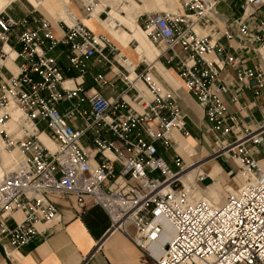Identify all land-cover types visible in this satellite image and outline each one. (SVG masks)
Segmentation results:
<instances>
[{
    "label": "built area",
    "instance_id": "built-area-1",
    "mask_svg": "<svg viewBox=\"0 0 264 264\" xmlns=\"http://www.w3.org/2000/svg\"><path fill=\"white\" fill-rule=\"evenodd\" d=\"M220 1L176 0L178 10L144 13L140 24L144 37L167 52L165 62L173 63L180 86L194 98L214 152L237 164L240 184L223 187L216 201L199 194L195 181L203 173L196 162L172 150L168 163L157 151V146L169 149L173 130L187 131L174 90L163 86L148 65L137 78L149 96L135 89L137 108L84 88L82 80L64 86L49 49L65 45L66 68L79 78L87 58L111 65L106 51L115 54L113 44L67 8L58 37L40 13L14 15L6 5L0 9V59L7 46L16 68L0 74V141L2 149L19 155L11 170L0 172V248L6 256L37 234L38 224L56 221L58 212L47 194L57 193L74 195L78 207L89 195L106 212L109 229L120 231L154 264H264V171L247 147L263 136L226 111L219 95L227 85L217 79L218 70L229 66L237 89L251 87L258 94L264 86L261 64H243L236 54L225 53L220 42L222 37L251 46L262 41L264 14L259 11L264 0H239L242 12L231 31L215 25ZM93 4L84 1L85 16ZM91 80L96 85L106 81L101 73ZM59 101H67L64 111L57 107ZM14 110L17 115L9 122ZM76 118L80 127L73 124ZM44 130L51 147L40 139ZM87 131L91 149L80 143ZM189 169L192 180L184 183L181 175Z\"/></svg>",
    "mask_w": 264,
    "mask_h": 264
},
{
    "label": "crops",
    "instance_id": "crops-1",
    "mask_svg": "<svg viewBox=\"0 0 264 264\" xmlns=\"http://www.w3.org/2000/svg\"><path fill=\"white\" fill-rule=\"evenodd\" d=\"M84 1L27 0L35 7V12L49 19L50 30L54 36L58 37L64 30L59 20L60 18L65 20L64 9L67 8L90 31L108 37L107 39L116 48L113 55L106 51L111 58V65L98 63L93 57L87 58L84 60L85 73L75 78L76 72L66 68V46L57 43L48 50V54L55 58L62 72L64 77L62 84L71 87L75 81L82 80L84 88L96 90L112 100L122 98L129 105L137 108L139 98L135 94V89L142 97L149 96L146 87L137 78L148 65L149 72L163 86L174 90L177 105L184 114L182 127L187 131V135H182L180 131L173 130L169 149L164 151L157 146V151L168 163L171 162L172 150L177 151L184 160L186 159L185 161L196 162L197 169L203 173V177L195 181V185L215 201L221 198L223 187L236 188L241 182V177L237 172L235 160L233 157L214 152L215 147L208 135L199 107L194 98L180 86L173 63L165 62L167 52H162L161 47L158 55L157 49L144 37L140 28L144 13L178 10L177 2L175 0H141L140 2L125 0L127 3H121V0H93V7L89 15L85 16ZM8 2L1 3L0 8ZM235 2L238 4L236 5ZM29 9L26 5L16 2L14 5L9 3L6 7V11L14 15ZM216 11L217 28L220 31H231L234 29V19L240 15V1L221 0L216 4ZM220 42L225 53L236 54L243 64L257 63L255 51L248 42H238L224 37L220 39ZM4 49L7 50V46ZM256 49L264 59V42L257 45ZM12 56L13 52H10V57L4 61L0 60V64L10 72L16 71L11 60ZM230 72L229 66L218 70V81H223L227 85V90L219 97L226 111L234 113L241 126L255 129L262 134L263 140L259 144H248L247 147L264 171V86L260 88L258 94H253L251 87L237 89L231 80ZM95 73L103 74L105 83L94 84L91 77ZM0 74L3 73L0 72ZM7 74L8 72H4L3 75ZM232 95L235 99H232ZM67 105V101H59L57 107L60 111H64ZM80 107H86V103H81ZM73 124L80 127L78 118L73 120ZM43 133L39 135L40 139L51 147L47 139L48 130H44ZM80 143L91 149L90 131L80 137ZM3 153L4 158L8 160L0 163V168L9 171L14 167L19 155L18 153L7 154L2 149L0 141V158ZM192 173V169L186 171L184 183L191 182ZM47 198L57 209L56 221L48 226L38 224L39 232L22 246L9 249L7 256L0 248V264H154L150 257L135 247L120 231L109 229V218L106 212L94 203L89 195H83L82 207L76 205L75 196L72 194L48 193ZM19 215V212H16L14 217L17 218ZM154 249L152 248V251H155Z\"/></svg>",
    "mask_w": 264,
    "mask_h": 264
},
{
    "label": "rangeland",
    "instance_id": "rangeland-1",
    "mask_svg": "<svg viewBox=\"0 0 264 264\" xmlns=\"http://www.w3.org/2000/svg\"><path fill=\"white\" fill-rule=\"evenodd\" d=\"M5 1H9L7 4H6V7H7V5L9 4V3H11V4H15V2L16 3H21L22 5H26V7H29L30 9L29 10H26V11H23L22 13H24V12H27V11H31V10H33L34 11V6H32L30 3H28L27 2V0H0V4L1 3H3V2H5ZM14 1V2H13ZM129 2L131 1V0H128ZM121 3L123 2L122 0L120 1ZM131 2H133V1H131ZM175 2H176V0H175ZM127 3V2H126ZM177 4V3H176ZM235 4L237 5L238 3L237 2H235ZM4 5V4H3ZM5 6V5H4ZM3 6V7H4ZM32 7H33V9H32ZM1 9V8H0ZM25 9V8H24ZM240 9H241V11H240V14H241V12H242V8L240 7ZM172 11V10H171ZM175 11V10H174ZM259 14L260 15H263L264 14V9H260V11H259ZM264 42V38H263V40L262 41H259V42H256V43H254L252 46H254L255 47V55H256V58H257V62L258 63H260L261 64V66L264 68V59H262L261 58V55H259V53L257 52V49H256V46L257 45H260L261 43H263ZM152 46L154 47V48H156L157 49V51H158V55H159V53H160V50L162 49L161 48V45H156V44H152ZM161 48V49H160ZM135 63V62H134ZM0 72H2L3 74H4V72H8V73H14V72H10V70H8V69H6V68H4L1 64H0ZM2 74V75H3ZM39 127H43V124H39ZM17 152L16 151H11V152H7V154H10V155H13V154H16ZM5 157V154L3 153L2 155H1V158H0V163H4L6 160H8V159H5L4 158ZM186 160V159H185ZM1 170H2V172H4V170L2 169V168H0ZM115 171H117V166H115ZM192 175H193V173H192ZM221 194H222V191H221Z\"/></svg>",
    "mask_w": 264,
    "mask_h": 264
},
{
    "label": "bare ground",
    "instance_id": "bare-ground-1",
    "mask_svg": "<svg viewBox=\"0 0 264 264\" xmlns=\"http://www.w3.org/2000/svg\"><path fill=\"white\" fill-rule=\"evenodd\" d=\"M108 38V37H107ZM109 39V38H108ZM5 47V46H4ZM5 50V49H4ZM6 51V53H7V55L5 56V58H3V59H0L1 61H4V60H6L8 57H10V52H12L11 50H5ZM127 79H128V76H127ZM16 115H17V111H12L11 112V119L10 120H13V118L14 117H16ZM4 150V149H3ZM5 151V150H4ZM5 152H7V151H5ZM0 172H2V170L0 169ZM186 171L181 175V179H182V181L183 180H186ZM184 182V181H183ZM199 194H201L202 196H204L207 200H214L212 197H210L208 194H205V193H203L202 191H200L199 190ZM209 198H211V199H209ZM220 200V199H219ZM215 201V200H214ZM169 236V233L167 232V237Z\"/></svg>",
    "mask_w": 264,
    "mask_h": 264
}]
</instances>
